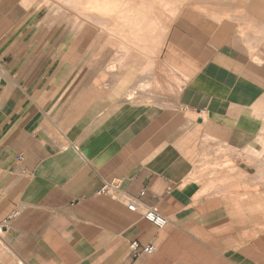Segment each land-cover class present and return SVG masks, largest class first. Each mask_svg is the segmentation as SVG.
Instances as JSON below:
<instances>
[{
	"label": "crops",
	"instance_id": "crops-1",
	"mask_svg": "<svg viewBox=\"0 0 264 264\" xmlns=\"http://www.w3.org/2000/svg\"><path fill=\"white\" fill-rule=\"evenodd\" d=\"M256 5L242 39L236 26L209 27L175 99L88 117L69 58L18 32L20 2L0 0V264H264ZM145 207L166 224L147 222ZM133 241L156 250L134 260Z\"/></svg>",
	"mask_w": 264,
	"mask_h": 264
},
{
	"label": "rangeland",
	"instance_id": "rangeland-1",
	"mask_svg": "<svg viewBox=\"0 0 264 264\" xmlns=\"http://www.w3.org/2000/svg\"><path fill=\"white\" fill-rule=\"evenodd\" d=\"M16 1L20 2L21 15L23 14V22L18 27V32L23 30L25 34L39 36L40 40L46 41L42 45L55 52L59 50L61 56L68 57L72 62L74 70L70 82L76 86L72 87V96L78 102L77 104L87 108L88 117L93 116L94 112L120 110L127 104L157 106L175 99L178 91L188 79L185 74L189 73L191 56L196 49L194 47H196L198 41H202L207 37L211 25L215 30L221 28L222 24L236 26L237 33L242 39L245 37V31L241 27L247 23L248 16L255 13V11L249 9L252 8V5L258 4L254 8L262 9L261 12L257 11V13L262 14L264 18V0H198L201 6V10L197 9L200 10L198 12L193 8H189L187 4L183 5L184 7L179 5L181 12H191L196 18L200 19L190 20L184 17L175 21L166 41L167 43H165L166 46L163 47L159 56L162 69L158 70V74L155 75V85H149V83L144 84L141 81L142 79L145 81L144 74H138L140 75L138 76L132 70V72L130 70L117 72L114 68L106 69L109 57H102L98 60L94 57L92 51H86L87 45L79 46L75 43L71 49L66 50L64 44L68 32L61 25V20H52L51 13L38 12L37 7L41 0ZM214 12L212 18L210 13ZM207 23H209V26ZM215 23L220 25L217 26ZM147 71V73L151 72L150 69ZM163 73L165 74L163 75ZM157 78L159 79L157 80ZM99 79L104 83L113 84H107L106 87H103L101 84L95 83ZM146 81L148 80L146 79ZM127 92H131V97H134L130 103L124 101ZM231 182H234L233 179ZM247 189L249 192L251 191V189ZM216 190L222 192L223 187Z\"/></svg>",
	"mask_w": 264,
	"mask_h": 264
},
{
	"label": "bare ground",
	"instance_id": "bare-ground-1",
	"mask_svg": "<svg viewBox=\"0 0 264 264\" xmlns=\"http://www.w3.org/2000/svg\"><path fill=\"white\" fill-rule=\"evenodd\" d=\"M185 4L196 12L201 10L198 0H41L37 10L61 20L68 32L66 50L75 43L87 45L86 51H92L98 60L109 57L106 69L132 70L135 75H145L142 83L155 85V75L162 69L159 56L175 19L194 16L180 11L178 6Z\"/></svg>",
	"mask_w": 264,
	"mask_h": 264
},
{
	"label": "built area",
	"instance_id": "built-area-1",
	"mask_svg": "<svg viewBox=\"0 0 264 264\" xmlns=\"http://www.w3.org/2000/svg\"><path fill=\"white\" fill-rule=\"evenodd\" d=\"M109 185H104L101 190V193H105L108 189ZM144 195V192L140 193V197ZM139 201L138 199L135 198H130L128 197V204H127V209L129 211H136L138 207ZM143 218L155 226L156 228H162L166 224V220L161 217L153 208L145 207L142 212ZM6 221L2 225V227L5 226ZM1 230V227H0ZM155 247L153 245H147V246H140L138 242L133 241L130 244V255L132 259H138L139 257L142 256H148L151 255L155 252Z\"/></svg>",
	"mask_w": 264,
	"mask_h": 264
}]
</instances>
